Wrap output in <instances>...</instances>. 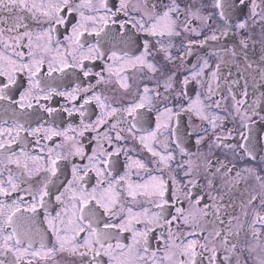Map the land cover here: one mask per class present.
Here are the masks:
<instances>
[{
  "label": "flooded vegetation",
  "instance_id": "1",
  "mask_svg": "<svg viewBox=\"0 0 264 264\" xmlns=\"http://www.w3.org/2000/svg\"><path fill=\"white\" fill-rule=\"evenodd\" d=\"M136 2L137 0H131V4ZM177 2L181 8H184L191 0H177ZM93 3L97 7L99 6V0H93ZM150 3H155L160 11H164L171 0H150ZM195 3L198 6L203 5L199 17H194L186 11L179 13L180 36H151L140 31L138 27L133 26L135 20H139L140 16L132 11L131 16L135 17V20L121 13L116 18V24L109 23L108 25V29H111L112 32H121L125 37H131L132 43L123 44L117 41L113 46L105 41L103 33L101 37H96L94 33L92 35L85 33L81 37L85 48L81 50L68 40V37L72 35L71 25L79 19L75 13L67 17L69 24L53 26L56 31L53 33L52 46L58 47L60 51L59 53L53 52L46 58L41 76L59 92H72L78 86L80 90L75 93V100L53 95L49 100H33V107L24 110L15 102L0 101V129L14 128L17 123L23 124L25 129L41 128L36 136L30 135L28 131H20L19 139L11 143L10 147L0 150V181L4 182L5 187H10L7 181L11 176L18 185V188L9 197L0 196V200L8 205H11L14 200H20L21 210L24 211L25 216H31L32 214L25 210V206L39 203L43 182L50 176L43 170V167L48 163L46 159L48 151L51 149L53 156L60 153L62 157H66V159L62 158L57 162V175L51 178V183L48 185L49 196L45 197V207H37L34 224L44 231L47 229V224L44 221L45 212L54 215L57 211H61L62 205L56 202L55 196L64 192V189L68 187V182L73 180V164L80 166L83 177L81 183L84 187L90 191L96 186L95 171L89 172L87 176H83V172L84 165L89 163L87 157L92 154L93 150H98L97 142L99 141L109 151H114L117 147L121 149L118 156L112 157L116 169L113 176L117 179L127 173L129 180L134 183H142V178H147L149 174H162L169 187L167 198L170 200V205L165 214L167 218L170 219L171 216L177 215L175 207H181L187 213L190 206L185 195L180 191L185 189V186L191 188L193 197H203L200 206L209 211V216L201 217L198 226L185 225L181 219L173 221L171 228V231L181 239L198 241L196 251L200 255L197 257V264H209L212 247L217 249L218 259L215 264H237V261L239 264H258L259 259L264 256V232H261L258 237H253L249 225L255 214L253 204L256 209H259V198L264 197V187L256 179L257 174L264 177V164H261L259 159L264 157V151H262L264 150V120H261V115H264V95H262L264 94V81L260 79V71L264 69V59H262L264 57V0H245L246 6L242 14L233 15L230 13L231 23L246 21V28L238 31L233 29L228 37H222L218 41L207 39L212 35V30L205 26L206 23H212V27L218 29L220 25L218 17L213 16L211 21L203 19L214 11V0H195ZM108 4L110 7H118L119 0H108ZM103 12L104 10L101 9L98 14H103ZM4 15L9 16V23H12L16 14L4 13ZM173 15L176 14L173 13ZM185 21H187L186 24ZM120 22H127L125 29L119 28ZM27 23L33 32L47 27V25L36 24L31 19ZM147 26L148 22L146 21L145 27ZM185 27L189 30L185 31ZM217 35H219V31H217ZM241 36L247 39V48L240 45ZM98 39L104 55L82 61L83 68L89 71L88 76L84 75V71L79 66H69L63 71H54L51 77L47 76V61L51 56L57 57L55 67H60V59H66L69 65H77L80 63L81 55L86 54L87 48L96 44ZM145 42L148 43V51L151 53L145 57V60L147 63L153 64L156 71L149 70L147 63L144 65L133 64L129 60V57L134 58L144 52ZM225 45L229 49H234L238 55L233 56L230 51H223L222 48ZM25 51L27 50L25 49ZM113 51L117 52L122 59H109ZM205 61H207V66L204 64ZM248 64L252 66L249 68ZM217 65H219L218 69ZM109 67H111V71ZM201 68H203L202 72ZM213 72L216 73V76L212 75ZM185 78L188 80L186 86L183 84ZM2 79L0 78V80ZM25 81L26 76L23 73L19 74V82L23 84V87L13 86L11 91L13 101H18L20 92L24 90V87H27ZM121 83L127 84L128 87L122 88ZM167 85H171V87H167ZM145 86L149 88L147 94L143 91ZM181 90H183V94L177 99V93H180ZM94 94L99 95L109 108H117L120 111L105 116L104 119L107 122L99 125L97 130L87 131L83 137L77 135L76 141H65L63 136L44 138L45 129L65 131L69 125H72L75 132L68 131L67 135H75L81 130V119L85 123L95 124L102 112L108 111V108L101 109L93 99L88 105H85L86 114L84 117H81L80 112L77 111L84 103V99ZM145 95L148 97L145 100V108L139 109V111L144 114L146 120L151 121L150 126L145 125L147 131L156 130L157 109L163 111L167 105L173 112L170 120L166 114L160 118L162 122L168 121L169 127L161 128L154 140L146 141L153 150L159 153L157 156H153L152 152L140 142V137L146 136L147 131L140 129L128 131L130 128L128 121L132 117L123 112L124 108L134 102L138 103L140 97ZM165 97L168 99H164ZM197 97H199V103L194 106L195 110L184 111L181 108V105L183 108H187L190 103L197 100ZM238 101L241 103H237ZM42 105L52 108L54 111L49 114L44 111ZM66 108L72 110L71 116L64 110ZM253 108H256L259 115H246L250 114ZM197 112L200 115H197ZM213 117L220 118L215 120V127L211 123ZM244 123L249 124L250 128H244L242 126ZM112 124H117V128L113 129ZM121 128L124 129L120 133L124 139L117 141L115 137ZM173 130H175V135H171ZM105 133L112 137L111 146L104 140ZM241 133L249 137L247 143L250 148L254 149L257 160H249L247 154L238 147L235 152H238L239 155H235L233 149L228 147L245 143ZM12 135L15 136L16 132L13 131ZM37 138H39V143H37ZM0 139L7 142L10 137L5 132ZM77 142L84 148V158L72 154L74 151L72 146ZM177 144L185 150L183 153ZM13 152L16 155L10 162L8 157L12 156ZM23 153L39 156L42 159L35 162L30 159L26 160ZM168 155L173 158L165 166L164 163H161L160 156ZM17 157H19L20 166L15 163ZM134 161L147 165V168H139ZM25 163L28 165L27 169L24 167ZM38 165L41 167V171L35 172L34 169ZM209 165H211L210 168ZM99 166L103 167V165ZM246 167L254 168L255 171L246 172L244 170ZM217 168L221 169L223 175L216 172ZM225 168L229 171L225 172ZM30 170L32 171L31 176L28 175ZM189 170L192 172L191 177L185 175ZM238 172L240 173L239 177L236 175ZM213 173L215 175H212ZM174 178L178 183H173ZM108 179L111 177L106 176L105 183ZM190 179L195 181V187L189 183ZM208 180H212L215 186L210 187ZM123 187L124 182L117 185V188ZM173 192L179 196V203L173 196ZM33 196L36 197V200H33ZM253 196L257 199L250 204L249 201ZM68 203L66 195L64 204ZM120 205L125 208L124 212L119 211ZM128 207H131L133 212L140 213L144 209H148L149 215L158 211L152 201L146 197L140 196L136 201H131L130 198L123 196L117 208L114 209L117 217L126 215ZM217 211L225 221L232 220L233 233L240 232L239 237L236 235L230 237L232 243L237 245L234 251H226L219 241L213 242L210 236L214 222L217 230L226 228V225H219L216 221L213 214ZM245 211L248 212L247 218L244 216ZM260 211L261 214H264V210ZM235 217H238L239 220L234 219ZM107 219L108 216L105 215L99 225L101 228H103V221ZM113 219L118 222L116 217ZM240 224L244 225L242 230L239 227ZM136 227L142 229L144 225L137 224ZM149 227L155 228V231L150 235V250L146 254V259L151 261L152 251L157 250V245H159V250L156 258L160 259L168 251L167 244L170 241L168 240V225H149ZM190 232L193 235H188ZM121 235L130 238L131 234L122 233ZM46 236L48 237L46 243L54 244V237L51 236V233L47 232ZM205 236L209 237L207 241L204 239ZM126 242L130 243L131 241L128 239ZM179 242L178 240L177 243ZM200 244H207L209 250L200 248ZM34 246L39 248L38 235L35 238ZM225 256L230 257V260L226 262ZM14 259L11 253L0 254V260H3L4 264H14ZM88 259L89 257L83 258L84 264H87ZM103 259L107 261V257ZM175 259L178 261L184 257L177 255ZM37 260L38 264H80L81 257L78 254L72 256L68 253L55 252L46 261L39 258Z\"/></svg>",
  "mask_w": 264,
  "mask_h": 264
},
{
  "label": "snow or ice",
  "instance_id": "2",
  "mask_svg": "<svg viewBox=\"0 0 264 264\" xmlns=\"http://www.w3.org/2000/svg\"><path fill=\"white\" fill-rule=\"evenodd\" d=\"M131 0H119L118 7H110L108 0H99V6L93 3V0H0V101H9L19 104V107L24 109H30L33 107V100H49L53 95L64 96L69 100H75V93L79 91V86L72 92H59L57 88L51 87L44 77L41 76L43 65L45 64L46 58L51 53H59L58 47L52 46L53 33L56 28L54 25H67L69 20L67 19L72 13H75L79 19L71 25L72 35L68 37L71 43L76 45L77 49L83 50L85 43L81 40V37L85 33L89 35L95 34L96 37L103 38L108 44L115 46L117 41L123 44L132 43L131 37H125L121 32H112L108 29L109 23L116 24L117 17L123 13L124 16L130 17L135 20V17L131 16V12L135 11L139 16V20H135L134 27H138L140 31L146 32L151 36H180L181 33L179 28V13L188 12L194 17H199L200 9L203 5H197L195 0L181 8L177 0H171V3L167 5L166 10L160 11L155 3H150V0H137L135 4H131ZM246 6L245 0H214L213 9L207 17L203 19L205 21H211L213 16L218 17L220 21L219 28H213L212 23H206V27L212 30V35L207 39L218 41L222 37H228L233 29L243 30L246 28V21L231 23L230 13L242 14L243 9ZM255 7V6H254ZM115 8V10H113ZM103 9V14H98ZM4 13L13 14L15 18L12 23H9V16ZM175 13L176 15H173ZM31 19L36 24L47 25L46 28H41L37 32H33L27 23ZM148 22V26L145 27V22ZM127 22H120L119 28L125 29ZM187 21H185V24ZM107 29V30H106ZM185 31L189 29L185 27ZM195 31V29H192ZM219 31V35H217ZM199 34V33H197ZM58 43V42H57ZM159 43V41H157ZM99 39L96 44L90 45L87 48V53L82 54L80 57V63L77 65H69L66 59H60V67H55L54 64L57 60L56 56H51L48 59L47 76L51 77L54 71H63L64 68L69 66H79L84 71V75L88 76L89 71L83 68L82 61L84 59H92L94 57H102L104 53L101 51ZM240 45L243 48H247V39L241 36ZM25 49L27 51H25ZM225 52H231L233 56H237L238 53L234 49H229L226 45L222 48ZM151 55L148 51V43L144 44V52L141 55L134 58L129 57V60L133 64L144 65L146 62L145 57ZM109 59H122L118 56L117 52L113 51ZM264 59V57H262ZM207 66V61L204 62ZM252 65L248 64L250 68ZM147 67L151 71H156L155 67L151 63H147ZM219 65H217V69ZM111 71V67H109ZM203 68H201V72ZM23 73L26 76V85L24 90L20 92L19 100L13 101L11 91L13 86L17 88L23 87V84L19 82V74ZM216 76V73H212ZM169 79H172L169 77ZM260 79L264 81V69L260 71ZM188 83L187 78L184 79L183 84L186 86ZM122 88H127L128 85L121 83ZM171 87V85H167ZM87 91V89H84ZM144 93L149 92L148 87H144ZM183 94V90L177 93V99ZM247 93L245 92V95ZM264 95V94H262ZM95 100L101 109L108 108V111H103L101 116L96 120L95 124L85 123L81 119V130L75 135H67L68 131L75 132L72 125H69L65 131H59L55 129H45V139H51L52 136H63L65 141H76V136L83 137L87 131H95L99 125L106 123L105 116H110L120 109L109 108L106 103L101 100L99 95H93L87 99H84V103L80 105L77 111L80 112V116L84 117L86 114L85 105H88L91 100ZM148 97L141 96L138 103L134 102L128 107L123 109L128 116L132 117L128 121L130 124L129 132L133 129L145 130V125L151 124L150 120H146L143 113L139 109L145 108V100ZM164 99H168L165 97ZM199 103V97L196 101H193L188 105L187 108H181L184 111L195 110L194 106ZM241 103V102H237ZM41 107H44L43 105ZM68 112L69 116L72 115L71 109H64ZM44 111L51 114L54 110L52 108L44 107ZM239 111V109H237ZM167 115L170 120L173 112L172 109L165 105L163 111L157 109V121L156 130L147 131V135L140 137V142L144 147L148 148L152 152L153 156L159 155L153 150L146 141L149 139H155L161 128H168V121H161V117ZM197 115H200L197 112ZM246 115H259L256 108L252 109L250 114ZM206 118V117H201ZM220 119L219 117H213L211 123L215 127V120ZM261 120H264V115H261ZM244 128H250V125L244 123ZM113 129L117 128V124H112ZM15 131L16 135L13 136L12 132ZM20 131H28L30 135L36 136L41 131L40 127L35 129H25L23 124L17 123L14 128L0 129V137H3L4 133L7 132L10 139L5 142L0 139V150H4L10 147L11 143L19 139ZM124 129H120L117 132L115 140L119 141L124 139L120 134ZM171 135H175V130L172 131ZM242 139L245 143L239 145H229L233 149L235 155H239L235 152L238 147L247 154L249 160H257V156L254 154V149L250 148L247 141L249 137L244 133H241ZM95 139V138H94ZM104 140H106L111 146L112 137L108 134H104ZM39 143V138H37ZM73 155H78L84 158V148L77 142L73 146ZM180 148V145L177 144ZM97 149L93 150L92 154L87 157L89 163L84 165L83 176H87L89 172L95 171L97 176L96 186L90 191L83 186L81 183L83 177L81 176V169L79 165H72V176L73 180L68 182V187L64 189V192L55 196V200L58 204L62 205L61 211H57L54 215L49 212H45L44 221L47 224V229L41 231L39 227H36L34 222L36 218L37 207H45V197L49 196L48 185L51 183V178L57 175L58 171V160L66 159L62 157L60 153H56L53 156V151L50 149L47 154V165L43 167V170L48 172L50 176L43 182V187L39 194V203H32L30 206H25V210L30 212L31 216H25L24 211L21 210V201L14 200L11 205L5 204L4 201L0 200V254L11 253L14 256V264H38L37 258L40 260H47L50 258L52 253L61 252L68 253L72 256L79 255L81 257L80 264H84V257H89L87 264H197V257L200 255L196 251L198 241L195 239H181L180 236L174 234L171 231L173 221L183 220L185 225L198 226L201 217L209 216V211L205 207H201V200L203 197H193L191 195V188L185 186V189H181V194L185 195L189 209L185 213V209L181 207H175L176 216L171 218L166 217L168 212V206L170 200L167 198L169 187L167 182L163 179L162 174L154 175L149 174L147 178H142V183H134L127 178L126 173L123 176H119L118 179L113 176L115 172V164L112 160L113 156H118L121 149L117 147L114 151H109L105 148L102 142H97ZM183 153L185 150L180 148ZM264 151V150H262ZM16 154L13 152L12 156L8 159L12 162V157ZM26 160L39 161L42 158L39 156H32L28 153H23ZM173 157L160 156L161 163L167 166L169 160ZM261 164H264V157H260ZM15 163L19 165V157H17ZM139 168H147V165L134 161ZM99 165H103L100 167ZM25 169L28 168L27 163L24 165ZM211 165H209V168ZM246 172H254V168L246 167ZM35 172L41 171V167L38 165ZM225 172L229 171L227 168ZM217 173H221V169H216ZM223 175V173H221ZM28 175H32V171H28ZM187 177L192 176V172L189 170L185 173ZM212 175H215L213 173ZM237 177L240 176L238 172ZM111 177L105 183V177ZM256 179L261 182L264 187V177L259 174L256 175ZM124 182L123 188H117V185ZM173 183L176 184L178 181L174 178ZM189 183L195 187V181L189 180ZM7 184L10 187H5L4 182L0 181V196L9 197L13 191L18 188L17 183L9 177ZM208 185L214 187V182L208 180ZM69 203L64 204L65 196ZM126 196L131 201H136L138 197L143 196L152 201L157 212L149 215V210L144 209L142 213L133 212L131 207L126 209V215L117 217V213L114 209L119 205L121 197ZM173 196L179 203V196L173 192ZM155 198V199H153ZM257 198L253 196L249 203L251 204ZM33 200L36 197L33 196ZM94 202V203H93ZM244 207V205H242ZM255 214L251 220L249 227L252 230L253 237H258L261 232H264V214H261L260 210H264V197L259 198V209L253 204ZM102 210V212H101ZM119 211L124 212L125 208L123 205L119 206ZM107 215L108 219L103 221V228L99 225L103 220V217ZM216 221L219 225H226L225 229L217 230V226L210 232L213 242L219 241L226 251H234L237 248L235 243H232L230 237L236 235L239 237L240 232L233 233L232 220L225 221L219 214L214 213ZM245 218L248 217V212H244ZM116 217L118 222L113 219ZM234 219L239 220L238 217ZM137 224H143L144 227L138 228ZM168 225V240L170 243L167 244L168 251L164 255L157 259V250L152 251V260L146 259V254L150 250V235L155 231L154 227L149 225ZM259 226V227H258ZM240 229L244 228L243 224L239 225ZM50 232L51 236L54 237V244L49 245L46 243L48 237L46 233ZM122 233H130L129 237H123ZM83 234V235H82ZM39 236V248L34 246L36 236ZM162 235V234H161ZM193 235V233H188ZM130 239V243L126 242ZM204 239L207 241L208 236ZM180 241L177 243V241ZM115 241V243H113ZM26 245V246H25ZM200 248L209 250L207 244H200ZM83 249V251H81ZM175 250V251H173ZM211 255L209 256V264H215L218 259L216 253L217 249L212 247L210 249ZM251 251V249H249ZM179 255L184 259L176 260L175 257ZM107 257V261L103 258ZM230 257L225 256V261H229ZM0 264H4L3 260H0ZM239 264V261H237ZM258 264H264V256H262Z\"/></svg>",
  "mask_w": 264,
  "mask_h": 264
}]
</instances>
